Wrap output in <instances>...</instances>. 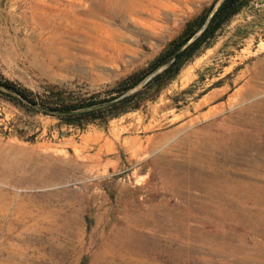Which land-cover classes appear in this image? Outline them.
<instances>
[{
	"label": "rangeland",
	"instance_id": "1",
	"mask_svg": "<svg viewBox=\"0 0 264 264\" xmlns=\"http://www.w3.org/2000/svg\"><path fill=\"white\" fill-rule=\"evenodd\" d=\"M116 1L0 0V75L104 96L211 0ZM0 264H264V0L105 123L0 96Z\"/></svg>",
	"mask_w": 264,
	"mask_h": 264
},
{
	"label": "trees",
	"instance_id": "2",
	"mask_svg": "<svg viewBox=\"0 0 264 264\" xmlns=\"http://www.w3.org/2000/svg\"><path fill=\"white\" fill-rule=\"evenodd\" d=\"M248 2L249 0H211L200 12L183 23L179 34L169 40L145 67L117 81L104 96L93 94L73 97L52 86L42 95H36L28 88L1 75L0 96L4 101L23 107L28 113L53 115L64 124L79 128H83L87 123H105L128 110L137 109L148 100H154L187 61L202 48L211 46L217 32ZM210 14L209 21L202 31L176 55L178 49L202 27ZM159 68L160 71L138 89L125 94Z\"/></svg>",
	"mask_w": 264,
	"mask_h": 264
},
{
	"label": "bare ground",
	"instance_id": "3",
	"mask_svg": "<svg viewBox=\"0 0 264 264\" xmlns=\"http://www.w3.org/2000/svg\"><path fill=\"white\" fill-rule=\"evenodd\" d=\"M149 1V0H148ZM151 1V3L153 4H155L156 6H157V2H155V0L154 1H152V0H150ZM157 1V0H156ZM39 3V2H38ZM161 3V2H160ZM153 4V5H154ZM163 4H164V2H163ZM118 5H119V3H118ZM117 1L115 0H99V5H98V8L103 12V13H105V14H109L110 13V9L111 8H117ZM38 6V5H37ZM147 7V6H146ZM158 9V8H157ZM157 9H154V8H146L145 9V11H148V12H150V13H158V10ZM159 14V13H158ZM153 15V14H152ZM84 37L85 38H82V37H80V39H81V41H82V43H84V44H86L87 46L86 47H90V48H93V47H95V49H97V51H101V47H100V45L99 44H97V43H95V44H92V43H90V40L89 39H86V36L84 35ZM91 39V38H90ZM92 42H93V40H91ZM80 43V42H79ZM81 44V43H80ZM82 46H83V44H81ZM80 45V46H81ZM78 47V48H81V47ZM85 46V45H84ZM83 48V47H82ZM84 49V48H83ZM82 49V50H83ZM89 49V48H88ZM81 51V50H80ZM91 51V50H90ZM92 51H93V49H92ZM88 54V53H87ZM91 54V53H90ZM84 55V54H83ZM89 55V54H88ZM92 56V55H91ZM95 56V55H94ZM91 59V58H90ZM240 90H242V88L240 89ZM240 90H238V92L240 91ZM254 91V90H253ZM245 98L246 99H249L250 98V95H245ZM245 98H243V99H245ZM245 99V100H246Z\"/></svg>",
	"mask_w": 264,
	"mask_h": 264
},
{
	"label": "water",
	"instance_id": "4",
	"mask_svg": "<svg viewBox=\"0 0 264 264\" xmlns=\"http://www.w3.org/2000/svg\"><path fill=\"white\" fill-rule=\"evenodd\" d=\"M212 14V13H211ZM211 14L207 17V19L205 20L204 24L202 25L201 28H199V30H197L193 36L188 39L177 51L176 55H178V53L184 48L186 47L201 31L202 29L205 27V25L207 24V22L209 21V18L211 16ZM161 68L157 69L155 72L149 74L147 77H145L137 86H135L134 88L129 89L125 94H129L131 92H133L134 90L138 89L146 80H148L151 76H153L156 72L160 71Z\"/></svg>",
	"mask_w": 264,
	"mask_h": 264
}]
</instances>
